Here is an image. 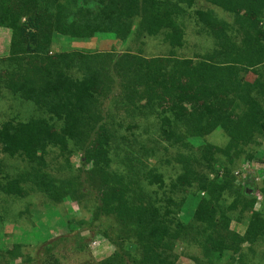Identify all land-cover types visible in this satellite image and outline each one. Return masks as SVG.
Here are the masks:
<instances>
[{
    "label": "trees",
    "instance_id": "1",
    "mask_svg": "<svg viewBox=\"0 0 264 264\" xmlns=\"http://www.w3.org/2000/svg\"><path fill=\"white\" fill-rule=\"evenodd\" d=\"M198 1L232 20L195 8ZM191 8L193 25L213 41L195 60L145 57L129 47L48 54L54 35H105L124 44L159 37L182 47ZM0 27L10 30L3 62L21 74V83L9 79L5 88L42 115L0 127V151L27 165L10 175L0 160V225L10 219L7 199H88L90 231L115 247L98 264H179L182 255L194 264H264V171L250 187L235 171L240 163H264L257 141L264 138V0H0ZM249 72L257 77L252 85L244 81ZM28 73L37 83L25 81ZM216 130L226 136L223 146L205 140ZM51 149L65 161L60 169H70L77 151L88 169L51 174ZM162 164L175 173L168 182ZM102 216L113 224L103 226ZM231 221L246 225L242 235ZM58 241L46 242L36 258L18 243L0 249V264H61L52 253Z\"/></svg>",
    "mask_w": 264,
    "mask_h": 264
},
{
    "label": "rangeland",
    "instance_id": "2",
    "mask_svg": "<svg viewBox=\"0 0 264 264\" xmlns=\"http://www.w3.org/2000/svg\"><path fill=\"white\" fill-rule=\"evenodd\" d=\"M195 8L209 9L215 12L218 18H223L231 21V17L215 6H209L204 2L198 1ZM187 17H185L184 28V44L182 47H170L167 43H163L161 38H146L139 41H130L127 44L119 40L108 39L107 36H96L89 40L70 39L58 35L53 36V42L50 47L49 55L55 53H70L75 50H87L97 52L120 53L126 48H131L134 51H139L145 57H162L170 58H187L198 59L203 55L210 53L213 49V41L205 35L201 30V26L195 27L194 20L189 16H193L194 9L188 10ZM10 30L0 27V127L6 121H21L26 122L31 117L42 116L35 110L34 104L31 101L14 97L6 88L5 85L9 79H13L14 83H21V74L15 71L16 66H7L3 61L8 56ZM129 44V45H128ZM28 79L37 83L39 76L28 73L24 75ZM257 77L249 72L244 75V81L248 85L256 82ZM103 106H110L112 99L104 102ZM114 102V99H113ZM105 103V105H104ZM121 113H123L121 111ZM119 120V119H116ZM56 127L61 126V121L54 123ZM198 142L203 140L197 138ZM205 140L217 145L223 146L226 143L225 134L216 130L212 134L205 137ZM262 145L259 148V153H263L264 138L257 139ZM258 149V147H257ZM175 149H170L168 159H171ZM81 151L74 152L69 161L68 169H60L65 166L63 157H59L58 151L51 149L46 157L48 167L46 171L53 175L83 176L82 170L88 168L81 161ZM0 160L2 162V170L10 175H15L22 171L27 165L24 160L18 157L9 158L0 151ZM152 164V160H150ZM154 163V161H153ZM64 165V166H63ZM67 165V164H66ZM238 170L244 180L241 184L253 185L262 179L263 175L259 173L264 171V163L254 162L251 164L240 163ZM161 170L165 175L166 182L175 176L169 167L162 164ZM80 171V172H79ZM71 172V173H70ZM259 179V180H258ZM258 183V182H257ZM92 199V196H89ZM8 200V212L10 219L2 223L0 231V249H10L14 244L22 245V252L24 255L36 258L39 253H42L43 245L46 242L59 240L57 245L53 248L52 253L60 261L61 264H98L105 258L109 257L114 251L115 247L109 243L107 239L93 234L90 230L95 228V224L91 222V212L86 208L87 203L84 200L80 204L71 201H65L62 204H51L45 201V198L37 193L25 196L20 200ZM196 199H192L184 205V221H188L196 206ZM2 200L0 198V207H2ZM23 216L18 215L19 211H23ZM27 210V211H26ZM82 222V223H81ZM91 222V223H90ZM103 226L113 224L110 219L101 217ZM112 222V223H111ZM92 227V229H90ZM246 247V245L244 246ZM256 249V247H255ZM257 252L259 249H256ZM179 251L188 253V248H180ZM192 252V251H191ZM193 253L200 256L199 248H194ZM41 255V254H40ZM179 264H194L187 256L179 258ZM1 263V259H0ZM20 263V259L16 260ZM251 263H255L253 260ZM30 264H37L32 262Z\"/></svg>",
    "mask_w": 264,
    "mask_h": 264
},
{
    "label": "crops",
    "instance_id": "3",
    "mask_svg": "<svg viewBox=\"0 0 264 264\" xmlns=\"http://www.w3.org/2000/svg\"><path fill=\"white\" fill-rule=\"evenodd\" d=\"M181 216L184 217V209L181 213ZM230 229L240 235H242L246 229V225L243 224L242 222H237V221H231L230 222Z\"/></svg>",
    "mask_w": 264,
    "mask_h": 264
},
{
    "label": "clouds",
    "instance_id": "4",
    "mask_svg": "<svg viewBox=\"0 0 264 264\" xmlns=\"http://www.w3.org/2000/svg\"><path fill=\"white\" fill-rule=\"evenodd\" d=\"M251 189V188H250ZM257 199H258V201H260L262 198H260V197H257ZM259 203V202H258Z\"/></svg>",
    "mask_w": 264,
    "mask_h": 264
},
{
    "label": "water",
    "instance_id": "5",
    "mask_svg": "<svg viewBox=\"0 0 264 264\" xmlns=\"http://www.w3.org/2000/svg\"><path fill=\"white\" fill-rule=\"evenodd\" d=\"M252 191V189H249V192H251Z\"/></svg>",
    "mask_w": 264,
    "mask_h": 264
}]
</instances>
